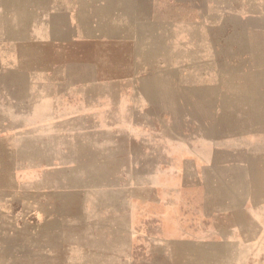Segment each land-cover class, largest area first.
<instances>
[{
  "label": "crops",
  "instance_id": "0c3cea01",
  "mask_svg": "<svg viewBox=\"0 0 264 264\" xmlns=\"http://www.w3.org/2000/svg\"><path fill=\"white\" fill-rule=\"evenodd\" d=\"M238 5L239 0H0V145L14 155L16 195L42 196L36 212L66 213L69 198L83 188L46 180L48 172L118 164L124 174H137L145 166L140 179L154 181L161 166L181 174L188 192L203 199L183 208L182 219L199 231L144 238L163 250L165 264H223L213 251L218 246L230 248L226 264H264V0H250V45L243 50L233 37ZM249 83L250 135L222 139L218 127L230 111L224 102L246 100L240 84ZM191 99L198 100L211 136L208 129L202 135L188 130L186 139L184 129L174 135V102ZM209 100L216 107L207 108ZM156 185L130 199L140 202L129 208L126 190H119L125 210L169 222L180 210L171 205L180 191L160 194ZM217 221L226 223L224 232L205 224ZM43 240L45 261L68 260V253L60 257L48 244L58 238ZM61 241L74 245L70 261L79 264L78 238ZM123 245L109 255L94 248L92 264L108 257L136 264ZM176 245L203 252L175 254Z\"/></svg>",
  "mask_w": 264,
  "mask_h": 264
},
{
  "label": "rangeland",
  "instance_id": "374dc122",
  "mask_svg": "<svg viewBox=\"0 0 264 264\" xmlns=\"http://www.w3.org/2000/svg\"><path fill=\"white\" fill-rule=\"evenodd\" d=\"M243 2L244 0H239L238 9L240 17L244 19L240 18L238 21V33L233 36L234 40L238 41L240 50L247 49V46L250 45V0H247V4L242 5ZM247 56L250 57V54ZM242 60L245 61L246 58H242ZM245 86L240 84L241 92L246 89L244 91L246 100L224 102L228 107L224 108L230 111L224 112L221 125L218 127L217 132L222 139L227 136L231 137H227L228 139H232L238 134L245 135V137L250 135V83ZM191 94L193 95V92ZM216 105L214 100H209L206 106L212 108ZM166 106L165 103L160 104V111L165 110ZM188 107L191 110L190 115L183 113L187 112ZM199 108L198 100L191 99L190 102L185 101L180 104L177 101L174 102V117L170 118L172 120L170 125L175 131L174 135L180 136L179 131L184 129L187 132L183 135L186 139L190 131V135H195L196 131L202 135L208 129L207 134L211 136L207 124H204V118L198 114ZM204 126L205 128H203ZM13 157L14 155L8 149L0 145V264H71L70 252H74V245L72 249L70 244L65 246L61 240L63 238L70 243L72 239L74 243L75 237L78 238L79 264L94 262L89 257L94 248H101L103 251L106 249L109 252L107 255H109L118 247L123 249V244L127 248V258L132 259L133 263L136 259V264H154L151 259V253H153V258H157L158 264H165L166 260L161 255L164 254L163 250L152 249L144 241L146 236L181 237L199 231L188 225L182 218L186 215L183 209L184 205L202 204V196L188 192L189 188L184 187L188 182L182 180V175L167 173L163 169L164 167L161 169L159 166L158 180L154 181L140 179V177L146 176L142 171L145 166H141V172L137 174L129 170L124 174L122 172L124 166L118 164L80 165L72 172L70 170L48 172L46 180L55 181L57 179L60 180L58 183L64 186L77 184L83 190L80 195H72L69 198L68 212L42 214L36 212L43 200L42 196L29 194L27 197H19L16 195L13 165L10 164ZM179 167V165L174 166L175 170H178ZM248 171L250 173L249 168ZM62 178L63 180H61ZM151 183L157 184L156 188L160 194L161 191L170 188L180 191V197L173 196L171 201L173 206L180 205V210L169 222L150 220L147 213L129 212V209L125 210V204L120 200L123 191L120 194L119 190H126L124 194L126 195L127 208H129V204H138L139 199L135 202L130 199L140 195L143 189L152 188ZM34 187H38V184ZM94 188H98L95 193L89 192ZM53 199L47 198V200ZM205 224L211 227H208L211 230H213L212 226H216L217 230L223 232L226 230L224 221L221 223L217 221L215 224L206 222ZM50 236L58 238L56 241L48 242L50 247L59 252L60 257L68 253L67 261L63 259L49 262L41 256L42 249H45L43 245L46 243L43 239ZM213 251L222 255L223 264L227 263L229 247L219 248L218 246ZM174 252L175 254L201 253L203 250L193 246L176 245ZM97 261H99L97 264H122V262L110 260V257L105 261L102 258Z\"/></svg>",
  "mask_w": 264,
  "mask_h": 264
}]
</instances>
